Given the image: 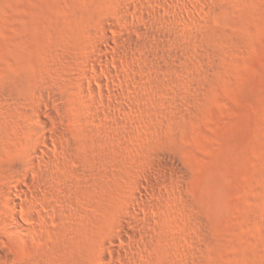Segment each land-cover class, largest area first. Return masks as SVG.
Masks as SVG:
<instances>
[{"label":"rangeland","instance_id":"obj_1","mask_svg":"<svg viewBox=\"0 0 264 264\" xmlns=\"http://www.w3.org/2000/svg\"><path fill=\"white\" fill-rule=\"evenodd\" d=\"M0 254L264 264V0H0Z\"/></svg>","mask_w":264,"mask_h":264},{"label":"bare ground","instance_id":"obj_2","mask_svg":"<svg viewBox=\"0 0 264 264\" xmlns=\"http://www.w3.org/2000/svg\"><path fill=\"white\" fill-rule=\"evenodd\" d=\"M38 113V112H37ZM37 119L41 122V126H42V128L43 129H45L46 130V128H47V124H46V122L40 117V114L38 115L37 114ZM38 121V122H39ZM42 129V130H43ZM44 131V130H43ZM31 151H32V153H33V155L35 156V158L37 159V161L38 162H40L41 161V157H39L38 155H37V153L35 152V148H32L31 149ZM32 162V161H31ZM29 164V163H28ZM25 177V176H24ZM5 263V260H4V258H3V256L0 254V264H4Z\"/></svg>","mask_w":264,"mask_h":264}]
</instances>
